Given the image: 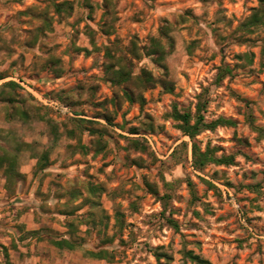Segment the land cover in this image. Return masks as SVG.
Instances as JSON below:
<instances>
[{
  "label": "rangeland",
  "instance_id": "374dc122",
  "mask_svg": "<svg viewBox=\"0 0 264 264\" xmlns=\"http://www.w3.org/2000/svg\"><path fill=\"white\" fill-rule=\"evenodd\" d=\"M260 6L0 0V154L17 156L10 179L0 167V264H264V23L246 25ZM200 94L207 122L235 124L197 139L232 164L194 167L170 115Z\"/></svg>",
  "mask_w": 264,
  "mask_h": 264
},
{
  "label": "trees",
  "instance_id": "16d2710c",
  "mask_svg": "<svg viewBox=\"0 0 264 264\" xmlns=\"http://www.w3.org/2000/svg\"><path fill=\"white\" fill-rule=\"evenodd\" d=\"M264 23V0H261V6L259 9L255 10L253 14L250 16L249 21L246 25H260ZM136 51V50H134ZM146 53L152 57V59L161 63L165 56L169 53L165 45L161 42L159 38L152 37L149 46L146 47ZM137 53V52H136ZM106 56L112 58L113 54L110 50L106 51ZM248 60L252 59V54L247 55ZM110 67H114V64H110ZM229 72V68H223L220 71V77L225 75V72ZM122 79L127 81L129 79V72L125 63L120 62L119 69L114 71V75L112 76V80ZM143 82L145 83H153L155 82V78L150 73H145L143 76ZM165 87L172 88L171 82H165ZM125 94L129 100H133L134 96L131 92L125 91ZM208 100L206 97H202V94L198 96L197 103L195 104V110L186 109L180 110L177 105L173 106V110L170 115L177 121L180 122L179 126L183 130L184 134L188 135L192 141V161L194 167L197 169H203L209 163H217V164H232L234 163L233 156L221 155L217 156L215 154V149L207 146L204 150L200 144V141L197 139V136L205 129H214L219 125H234V120L230 118H225L223 116L218 117L217 119L211 120L207 122L205 120V116L203 111L206 108ZM21 116L26 117L27 112L25 110H18ZM107 119V117H106ZM249 119L252 120L251 115H249ZM260 129V128H258ZM261 130V129H260ZM137 143V142H136ZM44 157V156H43ZM17 156L15 154H10L8 152H3L0 154V167L5 164V175L8 179H10V175L15 172V162ZM54 244L59 247H67L73 248V242L68 238H62L54 240ZM96 257L104 258L106 255L101 253H92ZM190 257L196 260L198 263H204L206 260L201 259L197 255H193L189 253Z\"/></svg>",
  "mask_w": 264,
  "mask_h": 264
}]
</instances>
